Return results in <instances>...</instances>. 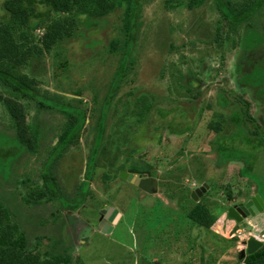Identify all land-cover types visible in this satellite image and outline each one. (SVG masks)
Listing matches in <instances>:
<instances>
[{
    "label": "rangeland",
    "instance_id": "1",
    "mask_svg": "<svg viewBox=\"0 0 264 264\" xmlns=\"http://www.w3.org/2000/svg\"><path fill=\"white\" fill-rule=\"evenodd\" d=\"M164 1L141 0L139 31L131 54V69L108 110L105 152L96 160L98 167L90 183L91 198L77 212L59 211L60 219L65 218L68 224L65 231L66 252L73 262L240 264L239 260L243 258L238 256L240 251L246 249L243 240L249 239L253 232L259 237L264 236V213L245 223H235L227 217L229 206L248 201L256 194V186L240 176L243 164L233 162L219 166L217 154L211 145L216 135L222 133L217 123L218 115L231 114L238 107L235 101L238 95L230 98L234 102L232 105H219L222 88L231 90L230 94L224 91L226 96L241 94L251 103L249 113L261 126L260 132L264 131V103H256L254 92L240 86L234 75L243 55L240 36L229 34L224 22L225 42L221 48L209 43L214 37V23L220 18L213 0H184L181 8L173 10H166ZM120 15V11L111 13L89 30L86 27L78 28L76 38L61 48L44 53L39 62L35 76L41 83L40 91L69 105L80 101L78 106L86 111L89 118L88 134H83L78 144L70 146L58 164L57 184L64 196L59 202L45 201L30 207L23 202L29 199V190L24 185L29 175L31 185L34 182L43 185L39 170L47 153L40 156L25 153L13 164L8 177L0 173L2 201L10 203L12 209L17 211L16 221H23L21 217L28 214L49 219L61 204L72 205L70 199L81 188L91 152L87 143L93 138V131L96 132L92 128V118L95 119L99 113L101 100L120 59L118 53L109 52L113 40L121 44L123 41ZM259 22L264 25V10L259 15ZM261 30L257 31L259 35ZM37 33L39 36L42 34ZM171 46L175 49L173 52L169 51ZM183 58L188 59L187 63H183ZM222 61L225 67L220 69ZM259 62L261 65H256L255 70L264 68V58ZM176 69L192 80L190 73L198 74L193 90H198L200 95L193 102L183 97V88L176 87L173 77L174 74L179 76ZM218 69L220 71L216 72ZM263 77L264 71L260 75L261 79ZM250 81L251 78L246 83ZM132 90L135 93L129 96ZM142 94L146 103L156 101L149 118H146L148 123L144 125H140L133 113L134 109L138 110V114L143 113L139 108L143 105L138 109L133 106ZM24 103L27 106V122L38 123L42 128L40 147L47 152L46 148L51 149L57 144L65 117L44 111L34 101ZM157 108L168 112L167 116L163 118L157 113ZM172 119L175 123L181 122L180 126L189 125L192 129L182 135L170 133L165 126ZM6 123L7 114L0 107L2 130H5L3 127ZM247 126L252 130L254 125L250 122ZM230 127L226 131L235 129ZM5 140L6 137L0 135V147L7 145ZM1 156L0 165L7 164L11 157L8 153ZM257 156L259 163L254 173L259 171L264 174V154L259 150ZM144 167L149 168L148 171L151 169L158 180L159 191L156 194H146L119 178L121 171L143 170ZM117 171L118 180L109 182L107 187L101 179L102 174ZM205 183L209 189L199 200L206 203L213 216H217L209 231L187 222L184 212L196 203L191 197L192 191ZM229 189L232 191L231 199ZM262 197L264 199V194ZM109 207L122 215L113 231L104 234L97 228L88 229L85 220L94 221L93 212ZM247 222L253 226L252 231L247 230ZM22 228L31 233L30 226L22 225ZM49 230L47 226L30 237L32 247L40 242L36 252L42 255L50 250L49 240L41 237L49 234ZM235 235L238 237L232 239ZM58 237L55 235L54 239Z\"/></svg>",
    "mask_w": 264,
    "mask_h": 264
},
{
    "label": "trees",
    "instance_id": "2",
    "mask_svg": "<svg viewBox=\"0 0 264 264\" xmlns=\"http://www.w3.org/2000/svg\"><path fill=\"white\" fill-rule=\"evenodd\" d=\"M183 2L184 0H165L164 8L166 10L181 8L184 5ZM213 2L220 13V18L214 23V37L209 43L216 44L217 48H221L225 42L222 26L224 22L229 34L240 36L243 55L236 66L234 75L240 86L254 92L253 98L256 103H264V77L263 79L260 78L264 68L255 70L256 65H261L259 61L264 58V25L262 26L259 22V15L264 10V0H242L241 2L238 0H213ZM140 10L141 0L0 1V107L4 108L8 117V123L3 127L5 130L0 128V135L6 137L4 142L7 144L0 147V156H6L7 153L11 155L7 164L0 165V173L3 172L8 177L13 170V164L25 153L39 156L47 153L42 168L39 170V178L43 180L44 186L35 182L31 185L30 175L24 182L29 190L30 200L25 199L23 201L26 206L28 205L27 207L40 205L45 201L59 202L64 197L61 187L57 184L58 164L64 157L66 150L70 146L78 144L83 134H88L89 118L86 111L78 106L80 101H76L75 105H69V103L48 97L40 91L39 85L41 83L35 76L39 62L44 53H50L54 48H61L63 44L76 38L78 28L92 29L111 13L121 12L122 27L120 30L123 33L122 44L118 40H113L110 44L109 52L118 53L120 59L107 86L106 94L101 100L99 113L95 119L92 118L94 121L92 128L96 132L93 131V138L87 143L91 151L90 159L85 165L84 179L80 183L81 188L76 190L77 195L75 194L70 199L72 205L61 204L47 220L38 215L28 214L21 217L24 220L19 222L16 221L17 211L12 209L10 203L2 201L4 198L0 193V264H85L83 260L73 262L66 252L67 235L65 231L68 224L65 218L60 219L62 216L59 211L77 212L91 198L90 183L95 177L98 167L96 160L100 154L105 152L104 137L108 110L117 91L120 90L125 81L127 72L131 69V54L136 45V37L139 31ZM260 30L262 36L257 33ZM38 31L42 32L41 36L37 33ZM173 50L175 49L171 46L169 51L173 52ZM250 56L252 58L248 59ZM187 60V58H183V63H187ZM224 67L225 64L222 61L220 69ZM251 67L253 69L249 70ZM176 72L179 73V76H175V74L173 76L176 87L183 88L185 91L184 94L182 93L183 97H187L189 102H193L200 95L198 90H193L194 79L198 74L190 73V76H193L192 80L184 76L180 70L176 69ZM249 78L251 81L246 83ZM224 91L231 93V90L222 88L221 94H219V105L222 107L232 105L234 102L230 98L238 95L235 99L238 107L231 114L218 115L217 123L222 133L217 134L211 142L218 157L217 163L221 167L233 162L243 164L244 166L239 172L240 176L249 180L250 184L253 183L256 186V194L263 199L264 174L259 171L254 173V169L259 163L257 152L261 150L264 154V131L260 132L261 126L249 113L251 103L241 94H233L228 97ZM134 93L135 90H132L129 96H133ZM136 100L133 106L138 109V106L143 105L139 107L143 113L138 114V110L135 111L134 109V116L137 120L139 119L140 125L147 124L146 118H149L156 101L154 99V101L146 103L143 94L138 96ZM24 101H34L44 111L50 114H63L65 117L66 121L62 125L63 132L58 136L57 144L51 149L46 148L47 152H43L40 147L41 126L38 123L27 122V106ZM157 113L163 118L168 114L160 108H157ZM250 122L254 125L252 130L247 126V123ZM180 124L175 123L172 119L167 122L165 128L170 133L179 135L192 129L189 125L182 127ZM230 126L235 129L226 131L227 127L231 128ZM148 169L144 167L143 170ZM32 173L35 175V172ZM117 175L118 171L115 173L104 172L101 179L108 187L109 182L112 183L118 178ZM137 189L139 190V188ZM228 196L230 199L232 198L230 189ZM184 212L187 222L207 231L217 220V216H213L204 201L194 203L189 211L185 210ZM22 225L30 226L31 233L22 230ZM47 226L50 227L51 231L49 230V234L41 235V237L45 236L49 240L50 250L42 255L36 252L40 242L38 241L32 247L30 237L35 231H42V228ZM55 235L59 237L54 239ZM239 262L240 264H264V245L256 253L246 256Z\"/></svg>",
    "mask_w": 264,
    "mask_h": 264
},
{
    "label": "water",
    "instance_id": "3",
    "mask_svg": "<svg viewBox=\"0 0 264 264\" xmlns=\"http://www.w3.org/2000/svg\"><path fill=\"white\" fill-rule=\"evenodd\" d=\"M141 172H134V171H121L119 172V178L125 180L132 184L133 186L139 188L142 192L153 195L158 193L159 191V184L158 180L152 177L151 173H146L144 177H142ZM209 189L208 184H203L200 189H196L192 191L191 197L195 202L199 201V198ZM238 207V208H237ZM230 207L227 211V216L231 220H234L238 223H241L243 220L242 218H246L249 216H256L264 212V200L261 198L260 195H256L253 199L249 200L246 204H240L239 206ZM103 214L106 213V210L102 211ZM106 217L112 214V216L108 219V222H101L97 229L98 231L107 234L108 232H112L114 226L118 223L121 218V213L116 210L115 208H110L109 211L106 213ZM246 250H243L240 254V258H244L246 254H254L256 253L261 247L262 243L258 242L254 239L248 240L244 242Z\"/></svg>",
    "mask_w": 264,
    "mask_h": 264
},
{
    "label": "flooded vegetation",
    "instance_id": "4",
    "mask_svg": "<svg viewBox=\"0 0 264 264\" xmlns=\"http://www.w3.org/2000/svg\"><path fill=\"white\" fill-rule=\"evenodd\" d=\"M134 172H141V173H144V174H142V177H144L145 175H146V173L148 172V173H151L152 174V172L151 171H148V170H134ZM152 177H154L153 176V174H152ZM155 178V177H154ZM202 187V185H200L199 187H197V188H195V190L196 189H200ZM256 196V194L255 195H253L250 199H248V201L249 200H251V199H253L254 197ZM248 201H246L245 203H240V204H246ZM240 204H238V205H233V206H229V208L230 207H234V206H239ZM112 208V207H111ZM228 208V209H229ZM238 208V207H237ZM109 209H110V207L109 208H105L104 210H106V213L109 211ZM103 208L101 209V210H98V211H96L95 213L93 212V216H94V221H93V219L92 220H85V224H86V226L88 227V229H96L97 227H98V225L101 223V222H103V221H105V222H107V223H109L108 222V219L112 216V214L111 215H109L108 216V219H107V217H106V213H104L103 214ZM228 211V210H227ZM264 213V212H263ZM81 213H79V215H80ZM258 216V215H257ZM228 217V216H227ZM256 216H247L246 218L244 217V218H242V222L241 223H245V221H247L248 219H253V218H255ZM121 218H122V216H121ZM120 218V219H121ZM234 221V220H233ZM119 222V221H118ZM235 223H238V222H236V221H234ZM247 224V226H248V228H247V230H253V226H249V222H247L246 223ZM251 225V224H250ZM85 231V230H84ZM237 231H239V230H237ZM250 231V232H251ZM255 231V230H254ZM236 237H238L237 235H235L232 239H235ZM251 239H256V241H258V242H261L263 245H264V236L263 235H261V237H259V235H256V233H252V234H250V237H249V239H246L247 241L248 240H251ZM246 240H243V241H246ZM234 241H237V240H234ZM263 245H262V247H263ZM261 247V248H262ZM260 248V249H261ZM259 249V250H260ZM246 250V249H245ZM243 251V250H242ZM242 251H240V252H242ZM239 252V253H240ZM241 254V253H240ZM240 254H239V256H238V258L240 257ZM248 255H250V254H246V256H248Z\"/></svg>",
    "mask_w": 264,
    "mask_h": 264
},
{
    "label": "clouds",
    "instance_id": "5",
    "mask_svg": "<svg viewBox=\"0 0 264 264\" xmlns=\"http://www.w3.org/2000/svg\"><path fill=\"white\" fill-rule=\"evenodd\" d=\"M256 195H257V194H256ZM199 201H200V200H199ZM196 203H198V202H196ZM262 213H263V212H262ZM258 215H259V214H258ZM256 216H257V215H256ZM255 240H256V239H255ZM245 257H246V256H245ZM245 257H244V258H245ZM239 258H240V257H239ZM244 258H243V259H244Z\"/></svg>",
    "mask_w": 264,
    "mask_h": 264
}]
</instances>
